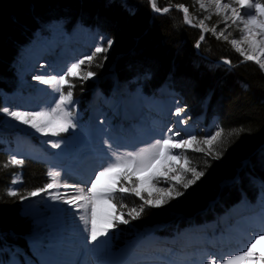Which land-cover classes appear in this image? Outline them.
I'll list each match as a JSON object with an SVG mask.
<instances>
[{"label": "trees", "instance_id": "16d2710c", "mask_svg": "<svg viewBox=\"0 0 264 264\" xmlns=\"http://www.w3.org/2000/svg\"><path fill=\"white\" fill-rule=\"evenodd\" d=\"M156 4L169 11L153 14L148 0H0V89L8 90L20 46L36 29L54 18L69 25L79 20L99 27L114 41L103 69L91 71L97 75L107 73V67L114 62V72L120 80L149 74L148 86L167 81L183 94L193 113H199L205 102V116H217L222 136L214 143V151H226L219 159L192 152L190 166L204 171V175L183 191L184 195L168 200L166 209H147L135 220L141 223L139 228L163 222V213L169 211L183 216L180 224L190 218H210V201L216 199L214 210L221 211L238 201L241 192L254 198L255 180L264 182V74L250 63H241L245 57L233 49V36L225 40L213 34V26L216 33L222 30V19L214 13H204L196 0H156ZM181 5L188 8L193 24L205 21L209 29L199 47L195 44L201 31L182 20ZM220 59L230 61L232 68L215 65L213 61ZM108 87L105 79L102 88L106 92ZM234 130L242 131L239 136L230 135ZM15 170L0 150V227L6 230L2 237L24 246L28 227L19 217L18 204L21 197L43 187L45 179L39 164H25L23 183L16 196H9L6 187ZM234 177L236 181L221 186L224 180ZM128 199L124 196L126 206Z\"/></svg>", "mask_w": 264, "mask_h": 264}, {"label": "bare ground", "instance_id": "6f19581e", "mask_svg": "<svg viewBox=\"0 0 264 264\" xmlns=\"http://www.w3.org/2000/svg\"><path fill=\"white\" fill-rule=\"evenodd\" d=\"M225 1H230L232 8H236L237 11L241 10L235 4V0ZM244 11L249 10L245 9ZM251 12L254 14L255 10L251 9ZM34 39L37 42L31 47V53L27 60L23 61L20 69L21 81H17L18 84L15 85V89L20 92L12 93L5 98L6 101L4 100L5 107L12 111H43L46 110L45 108L49 110L54 107V102L59 98V94L54 92L49 85H45L33 77L40 76L37 72H42V76L45 78L54 74H63L67 70V66L78 61L87 53V48H92L95 51L94 48L99 45L97 38L82 28L70 35L56 29L43 31L38 38ZM42 55L45 56V60H49L45 71L41 70L45 65L44 62L38 67V63L41 62L39 56ZM64 91L67 92V86ZM25 96L31 100L22 103L21 101L26 99ZM171 99L167 97L164 101L155 99L150 104L149 100L138 104L134 99L132 102L115 104L114 100L101 101L100 96L93 95L89 104L92 111L89 118L92 128L87 135L88 138L78 144L69 138V131L53 136L50 133L37 132L30 126L27 128L15 126L18 121L8 116L7 120L15 122V125H9L11 127L6 129L9 131L10 138L20 136L24 139V144L18 143L16 146V153H19L17 150H23V152L25 151L23 156L33 158L41 156L56 167L57 173L60 174L59 183L86 188L90 186V178H94V173L107 166L114 155L122 156L125 147L135 150L143 146H151L157 139L168 135L169 128H172L174 132H180V138L186 134L188 129L185 130V128L187 125L189 126L188 118L175 115V109L178 106L169 103L173 102ZM181 120L186 121V124L180 123ZM148 121L150 122L148 123ZM66 135H68V139L62 140ZM54 142L59 143L60 147H53ZM180 151L175 150L174 154H179ZM168 164H174L176 167L178 161L169 160ZM174 168H172V172ZM166 170L167 166L156 163L140 177L146 178L154 172L158 176L159 172ZM18 184L19 182L15 185L12 184L11 189L17 187ZM58 191L64 192L65 189L61 187ZM29 204V212L32 211L33 217L39 224L34 228L32 237L29 239L31 256H29L27 264H101L103 257L105 258V255L110 253L112 243L108 242L109 234L99 237L96 242H89L86 239L88 234L84 232V224L79 219L81 211L74 207L70 208L60 200L52 199L49 193L31 197ZM40 207L45 208L42 210ZM34 209H37L36 212ZM250 210V207H246L238 216L236 215L234 220L238 221H235L228 232L224 233L220 229L218 232L221 236L220 242L210 241L218 248L209 251L214 254L218 253V256L226 250H230L233 255L239 254L241 251H246L247 245L257 235H264V213L256 214L255 211ZM225 221L223 220L221 223L223 224ZM224 226L225 223L222 228ZM149 228L155 229L154 226H149ZM173 240L153 243L142 248H138L130 241L128 245L124 246L123 251L124 255L129 256L126 264H179L176 263V260L179 259L178 255L170 257L164 252L163 245H161L164 243L179 245L182 251L188 250L193 244L197 248L203 247L200 245L202 242L198 241L195 235H188L179 243ZM204 240L208 241L206 238ZM133 241L136 242V240ZM258 247H264V242ZM209 253L204 252L202 256L193 261L196 264H209V260L206 258ZM14 256L17 262L11 261L8 264H24L18 254ZM211 260H215L216 264H222L217 262L218 260L214 257ZM242 264H248V262L244 261Z\"/></svg>", "mask_w": 264, "mask_h": 264}, {"label": "snow or ice", "instance_id": "6c2138e0", "mask_svg": "<svg viewBox=\"0 0 264 264\" xmlns=\"http://www.w3.org/2000/svg\"><path fill=\"white\" fill-rule=\"evenodd\" d=\"M216 6L217 15H223L225 20V27L227 28V21L229 16L225 10L229 9V3H222V0H211ZM153 10L161 11L157 6L156 0H151ZM235 4L240 7V11L236 8L232 9L231 21L232 23H242L244 28L242 30V40L248 44L254 51L260 50L261 45L264 44V40H257L256 37L260 36L264 38V3H255L254 0H235ZM185 12V22L190 26L193 25L188 18V8L183 5L180 6ZM203 9L205 5L200 4ZM247 9L249 11L245 12ZM254 9V14L251 12ZM164 12L169 11L168 8L163 9ZM247 16L244 19V16ZM211 17H206L205 20ZM202 29V34L197 41L196 46L199 47L200 43L205 39L204 32L209 31L205 25V21H201L199 25ZM216 26H213L211 31L214 35H217L219 39L223 35V30L220 33H216ZM102 43L95 47L94 55L99 56L102 53H106L114 41L107 39V47ZM227 40V36L224 37ZM230 43L236 47L241 55L245 56L246 60H255L261 70H264V62L254 55H247L241 48V41L232 39ZM104 59H107L105 56ZM93 56H85L69 66L63 74L50 75L47 78L43 76L33 77L35 80L40 81L45 85H49L52 90L59 94V98L55 100V106L49 110L43 111H12L8 107H0V113L22 123L29 125L37 132L51 134L53 136L59 133L68 131L69 128H75L74 123V111L69 110L67 106L74 103L73 89L75 84L71 82L69 78L79 77L84 80L90 79L96 75L93 71H88L86 75L83 74L82 66L86 62L91 63ZM230 63V61H225ZM100 66V65H97ZM67 86V92L64 89ZM183 112L182 108L177 107L175 115L180 116ZM180 123H186L181 120ZM242 130H234V133L239 136ZM222 136V130L217 131L214 135H208L203 140L201 146L196 147L200 142L197 137L190 135L187 139L180 138L181 133L173 131L172 128L168 129V135L157 139L155 143L150 146V149H142L139 153L130 152L126 157L120 155H114V158L102 167L101 170L94 173V178H90V186L81 188L76 185L61 184L58 181L59 173L49 172L50 182L45 184L42 188H37L28 193V196L35 197L41 193H49L54 200H60L61 202L69 205L70 208L74 207L76 210L81 211L79 219L84 224V232L87 233L86 239L89 242H96L99 237L107 236L110 229L116 228L118 224H129V219L125 218V215L136 220L146 211L145 205L148 207H160L168 200L178 198L184 195V192L180 191L178 186H182L183 189H188L190 185L194 184L203 175L204 171H198L195 167L190 166V158L187 155L189 149L196 152H203L206 156L214 155L216 159H219L223 155V151H214V142ZM207 145V148L204 147ZM53 147H60L59 143H53ZM175 150H184V163L180 166L177 175L169 176V172L175 165H169L168 161H179L180 155L174 154ZM9 163L11 165H21L22 160H18L13 157ZM162 163L167 166L166 171L159 172V175L167 177V183L169 187L157 188V173L141 178L140 173L149 171L154 164ZM191 172L192 179H186V174ZM136 176L138 183L132 182V177ZM125 181L129 182L130 186H125ZM175 181V183H171ZM17 180L13 178L12 184L15 185ZM149 184L159 195L153 199H144L141 187L145 184ZM64 188V192H59V188ZM56 190V191H53ZM119 194V200L117 196ZM124 194H134L136 197L143 200V204L138 207H132L125 213L124 209L127 207L124 200ZM151 194V193H150ZM8 195L16 196L17 193L13 189L8 190ZM25 197H21L24 199ZM90 209V211H89ZM90 226V227H89ZM264 242V235H257L253 241H251L246 248V251H241L239 254H230L227 259L222 260V264H242L247 261L248 264H264V247H258ZM209 264H216L214 260H210Z\"/></svg>", "mask_w": 264, "mask_h": 264}, {"label": "rangeland", "instance_id": "374dc122", "mask_svg": "<svg viewBox=\"0 0 264 264\" xmlns=\"http://www.w3.org/2000/svg\"><path fill=\"white\" fill-rule=\"evenodd\" d=\"M148 1L151 2V0H148ZM229 2L230 1L222 0V3H229ZM254 2L255 3H264V0H254ZM196 3L199 5V7H200L201 3H203L205 5V8H203V9L200 7L204 11V13H206L208 15H210L212 13H214V14L216 13V6H215L214 3L211 2V0H196ZM231 9H233V8H232V6L230 4L229 9L225 10L227 12L228 16H229V19L227 21V25H228L227 28L225 27V20H224L223 15H218L222 19V26L221 27H223L222 28L223 35L220 36V37L233 36L232 39H237V40L241 41L240 48L245 53H247V55H254V56L258 57L262 62H264V51H260V50L254 51L248 44L243 42V40H242V30L244 28V25L242 23H239V22L235 23V24L232 23V21H231V16H232ZM181 14H182V20L185 22V15L186 14H185V12L183 10H181ZM246 18H247V16H244V19H246ZM59 22H52V23H49V24L45 23V26L40 28V30H42V32L43 31H49V30H52V29H56L58 31H62V30H60L61 25H59L60 24ZM186 24L189 27H196L197 29H199L201 31V34H202V29L199 26L200 24L198 25V24H193L192 23L193 25H197V26H190L188 23H186ZM77 27L79 29L80 28H86L85 26H82V25H78ZM79 29H77V30H79ZM84 30H86V29H84ZM222 30L217 31V33H220ZM86 31L88 32V34H90V30H86ZM93 31L94 32H92L91 36L93 35L94 38H97V42L99 43V45L102 43V37H103L104 38L103 39V46L107 47L106 40L110 39V38L108 36H106V35H103L100 32V30L97 29V28H94ZM37 34L38 33L35 32V34L30 36V39H28L29 40V41H27L28 44L26 43L25 45L21 46L20 56H19L18 60H16V62L14 63L15 66L12 67V69H13V77L7 83L8 84L7 86H9L11 88V90L8 91V92H5V91L1 92L2 104H0V107H5L4 102L6 101L5 100L6 97H9V95H12V93L15 94L16 92L17 93L20 92L19 90L15 89L16 88L15 85L18 84L17 81H21L20 77H21L22 74H20V69H21L22 63H23L24 60H27V58L29 57V53H31V47L33 45H35V43L37 42V40L34 39L35 37L36 38L39 37L40 34L39 35H37ZM204 35H205V32H204ZM199 38H198V40H199ZM256 39L257 40H264V38H262L260 36H257ZM203 41L201 43H203ZM196 44H197V42H196ZM196 44H195V46H196ZM232 47H233V49L238 51L236 49V47H234L233 45H232ZM261 48H264V44L261 45ZM87 49H88L87 53H85L81 58H79V60L83 59L85 56H93V61L91 63L86 62L85 65L82 66L84 75H86L87 72L91 71L92 69H100V70H102L103 69L102 64L106 60V59H104V57L105 56L107 57L108 54H109V51H110V49H109L106 53H102L99 56H96V55H94L95 51H93L92 48H87ZM89 50H90V52H89ZM238 52H240V51H238ZM99 61H101L100 64H99ZM225 61L226 60H224V59L217 60V65L225 66L228 69L232 68V66L230 64L226 63ZM243 62L250 63L257 70H259L261 73L264 74V70H261L259 64L255 60L243 59L241 61V63H243ZM113 63L114 62H111V64L107 67V73H104V74H101V75H97L96 74L94 77H92L90 79L84 80V79L79 78V77H71V78H69L71 80V82L73 84H75V87L73 89V95L82 94L83 96H86L85 98H83V99L79 98L78 100H77V98H74V103L70 106V108H68L69 110L74 111L73 120H74V123L76 124V127L75 128H69L68 129V131H69L68 135H69V138H72L75 141V144H78L80 142L83 143V140L85 138L86 139L88 138L87 135H89V131L92 128V125H90V120H89L92 111L90 109V105L89 104H90V102H91V100L93 98V95L101 96V99H100L101 101H109V100L113 101L114 100L115 104H122V102L123 103L132 102L134 99H136V102L138 104H141V103H143V102H145L147 100H149V104H150V103L154 102L155 99H158L159 101L160 100L164 101L166 97L167 98H172L171 100L173 102H169V103H171L172 105L175 104L179 108H182L183 112L181 113V116H184V117L188 118L187 123L189 124V126L187 125V128H185V130L186 129H188V130H187L186 134L183 135V137H182L183 139H187L190 135H194V136L197 137V139L200 142V144H202V142L206 138V136L214 135L217 131H220L219 128H218V124H217V121H216L215 117L210 118L208 120V122H206L205 117L202 114L198 115V116L189 114L187 109L183 106L184 104L182 102V98L175 91L165 90V88L162 87L161 89L154 90V91L150 90L148 93H145V92L142 91V83L144 81H147V80H146V78H140L139 75L133 76L135 79H133L132 81L135 82V84H130V83H125V82L118 81L113 76L114 75L113 72L115 71V67H114ZM97 65H100V66H97ZM110 78H113V87L108 92V95L106 97H104L100 93L101 92L100 84L104 83L105 79L109 80ZM91 95H92V97H91ZM90 97H91V99H90ZM159 97H162V98H159ZM24 98H26V99H24V101H21L22 103L23 102L25 103L26 100H31V99H29V97H26V96ZM112 98H115V99H112ZM89 99H90V101H89ZM107 99H109V100H107ZM32 101H34V100H32ZM82 101H84L85 103L82 102ZM81 103H83V107L85 109H90V114H89V111L84 110L81 107ZM77 106L79 108V111L77 109ZM45 109L47 110L48 108H45ZM80 109L84 112V114L86 116L90 115L89 118H86V116L85 117L83 116L85 121H81L80 120V117L83 115V113L81 112ZM175 111H176V109H175ZM149 122L150 121H148V123ZM183 124L185 125L186 123H183ZM9 125H15V122L14 123H12V121L10 122L9 120H7V116L6 115H4L3 113H0V142L3 141V143L5 145V149L7 151V154H8V157H9V161L13 157H15L18 160H22L23 161V159L25 158L24 156H26V155L23 156V153L25 151L23 152V150H17V151H19V153H20L19 154V153L15 152V148L18 145V143L24 144L25 143L24 139L21 138L20 136H16V137H11L10 138L8 136L9 135V131H7V129H6L7 127H11ZM15 126H19V127H22V128L23 127L27 128V126H29V125H25V124H22V123L18 124V122H17ZM68 135H66L64 138H62V140H67L68 139ZM74 137L75 138L77 137V138L75 139ZM197 146H200V145L197 144L196 147ZM204 147H207V145H204ZM139 149H140V151H138L137 153L141 152L142 149H150V146H143V147H140L138 149H135V151L139 150ZM124 151H126V150H124ZM124 151H123V153H124ZM14 152H15V154H14ZM192 152H194V151L191 150V149H189L187 151L188 157L190 156V154ZM179 155H180L181 159L178 161V165L173 169V172L171 171V173H169V176L177 175L178 172H179L180 166L184 163V155H185L184 150H181L179 152ZM242 163H244V162H242ZM45 164L47 166V172L48 173L49 172H52V173H57L58 172L56 167L53 166L51 163L50 164L49 163L48 164L45 163ZM190 165H191V160H190ZM13 166L17 167L18 165H13ZM143 173H140V176ZM191 175H192L191 172L187 173L186 174V179H192ZM13 178H15L17 180V182H19L17 187H15L14 189L12 188L16 193H18L19 187L22 184L21 182H22L23 179H22L21 174L19 172L12 173L10 175L9 182L7 184V187H6V194H8V190L12 187L11 182H12ZM141 178H144V177H141ZM236 180H237V177H234L233 179L224 180L221 183V186L228 185L231 182L236 181ZM157 181H158L157 184H156L157 188H165V189H167L169 187V184L167 183V177L158 175L157 176ZM49 182H50L49 176L47 175V183H49ZM132 182H135V183L139 182L137 180L136 176L132 177ZM124 183H125V186H130L129 182L125 181ZM171 183L174 184L175 181H172ZM259 184H260V189H259V193L257 195H258V197L260 199V202L262 201L261 204H259L261 206L260 208H261L262 211H260V210L257 211L258 209L254 210V207H252V206L250 207L251 208L250 211H255L256 214L258 212L263 214L264 213V185L262 183H260V182H259ZM256 187L258 188V186H256ZM178 188H179L180 191L182 190V192L187 190V189L186 190L183 189L182 186H178ZM141 192H142V195H143L144 199H153V198H156L159 195V193H157L154 189H152L151 186L149 184H147V183H145L141 187ZM241 195L244 196V193H242ZM125 196L128 197L129 198L128 200L130 201V202H128L127 207L124 209L125 213L127 212L128 209H130L132 207H138L140 204H143V200H141L140 198L136 197L134 194H126ZM30 198H31V196H26L18 204L19 217L22 219V221L24 222L25 226L28 227L27 231L25 233V237H24V241H25L26 246L28 248V252L25 253L24 251L20 250V256L23 258V260H26V261H28L29 255L31 253V249L29 247V239L32 237V232L34 231V228L36 226H38V224H39L38 221L33 217L32 211L29 212V210H28L29 205H30L29 204V199ZM243 198L244 197H242L241 201L239 199V201H240L239 203L232 205L222 215H219L221 222L223 220H226L225 222H223V224L224 223H225V225L227 224L226 226H224L227 229V231H229L230 228L232 227V225L235 223L234 219H236V215L238 216L241 213V211L244 208L248 207V205H249L248 202H246ZM166 206H169L168 202L163 204L160 207H148L147 205H145V209L146 210L147 209H157V208H161V209L165 208L166 209L167 208ZM40 208L43 210L45 207H40ZM36 210L37 209H34V212H36ZM163 214H164V221L159 223V224L154 225L155 229L157 228L158 230L163 231L165 228H170L171 226L175 227L183 219V216L181 214H179V213H174V212H170L169 211V212H166V213H163ZM233 214H234V216L232 217ZM217 217H218V215H215L214 219H216ZM125 218L129 219V221H130L129 224H126V225L125 224H118L116 228L110 229L109 233H108L110 235L109 238H108V242H111L113 244H118L117 242H120L122 244L128 243L129 239L131 238V236L142 232V230L143 231L147 230V228H148V227L139 228L140 225H141V223H139V221L131 220V218L128 217L127 215H125ZM237 221L238 220H236V222ZM214 222L212 221L211 224H213ZM230 222H231V224H230ZM209 224L210 223H208L205 227L208 228L209 226H211V224L210 225ZM222 230H223V228H222ZM4 231H6V230L4 228L0 227V235L4 234ZM222 232L225 233V231H222ZM8 233L11 236L14 235V233H12L9 229H8ZM182 233L183 232H179L178 234H175L172 237H165V238L162 239V241H166L167 239H172V238L178 240V239H180V237H182ZM3 239L6 240L5 237H3ZM3 239L0 236V247H1L2 244H4V242H2ZM180 240H178V242ZM163 248H164V250H167V249H165V247H163ZM16 250H18V249L12 248L9 251V250H3V249L0 248V255H1L0 258H2V259L5 258V261H7L6 264H8L11 261L17 262L15 259L10 261V259L13 258V253H11V252L12 251H16ZM29 250H30V253H29ZM16 253H18V252H16ZM221 258L227 259L228 257L224 256V254H222ZM218 261H220L222 263L221 259H218Z\"/></svg>", "mask_w": 264, "mask_h": 264}]
</instances>
